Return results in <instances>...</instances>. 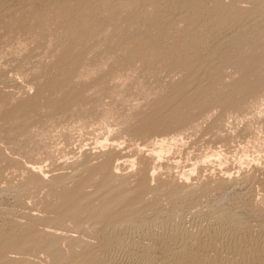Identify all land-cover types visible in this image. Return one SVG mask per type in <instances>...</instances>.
<instances>
[{"label":"rangeland","instance_id":"rangeland-1","mask_svg":"<svg viewBox=\"0 0 264 264\" xmlns=\"http://www.w3.org/2000/svg\"><path fill=\"white\" fill-rule=\"evenodd\" d=\"M194 261L264 264V0H0V264Z\"/></svg>","mask_w":264,"mask_h":264},{"label":"bare ground","instance_id":"bare-ground-1","mask_svg":"<svg viewBox=\"0 0 264 264\" xmlns=\"http://www.w3.org/2000/svg\"><path fill=\"white\" fill-rule=\"evenodd\" d=\"M159 145H161V144H159ZM163 147H165V146H163ZM223 217H224V216H223ZM106 228H107V227H106ZM107 230H108V228H107ZM104 231H105V230H104ZM152 234H153V233H152ZM218 234H219V233H218ZM217 242H218V241H217ZM242 242H243V241H242ZM242 242H241V243H242ZM258 242H259V241H258ZM207 243H208V242H207ZM220 243H221V242H220ZM241 243H240V248H241L240 250L242 251V248H244V244H245V243H244V242H243L244 244L242 243V244H243V247H241ZM246 243H247V242H246ZM256 243H257V242H256ZM256 243H254V244L256 245ZM187 244H188V243H187ZM191 244H192V243H191ZM152 245H153V244H152ZM189 245H190V244H189ZM207 245H209V244H207ZM234 245H236V244H234ZM246 245H247V244H246ZM184 246H185V245H184ZM237 246H238V244H237ZM252 246H253V245H252ZM252 246H251L250 248H252ZM257 246H259V245L257 244ZM257 246H256V248H257ZM260 246H261V245H260ZM181 247H182V246H181ZM216 247H217V246H216ZM234 247H235V246H234ZM248 247H249V245H248ZM248 247H247V248H248ZM254 247H255V246H254ZM214 248H215V247H214ZM217 248H218V247H217ZM256 248H254V249H256ZM258 248H259V247H258ZM212 249H213V248H212ZM215 249H216V248H215ZM235 249H236V247H235ZM244 249H245V248H244ZM261 249H262V248H261ZM193 250H194V249H193ZM259 250H260V249H259ZM189 251H190V249H189L188 247H183L182 250H181V255H182L183 257H186V258H187L188 255H189ZM214 251H216V250H214ZM235 251H236V250H235ZM243 251H245V250H243ZM246 251H247V250H246ZM250 251H251V250H250ZM254 251H255V250H254ZM260 251H261V250H260ZM174 252H175V251H174ZM216 252H217V251H216ZM231 252H232V251H231ZM248 252H249V251H248ZM257 252H258V251H257ZM257 252H256V254H257ZM178 253H179V252H178ZM192 253H194V252H192ZM192 253H191V254H192ZM219 253H220V251H219ZM232 253L235 254L234 251H233ZM241 253H242V252H241ZM176 254H177V253H176ZM202 254H203V253H202ZM244 254H245V253H244ZM244 254H243V255H244ZM181 255H180V257H181ZM192 255H193V254H192ZM246 255H247V254H246ZM196 256H198V255H196ZM196 256H194V257H196ZM229 256H230V255H229ZM252 256H253V254H252ZM254 256H255V255H254ZM203 257H204V256H203ZM238 257L241 258L242 256H238ZM192 258H193V257H192ZM197 258H198V257H197ZM210 258H211V257H210ZM216 258H217V257H216ZM216 258H215V260H216ZM237 259H238V258H237ZM237 259H236V260H237ZM193 260H195V259H193ZM207 260H208V259H207ZM238 260H239V259H238ZM242 260H243V259H242ZM242 260H241V261H242ZM259 260H260V259H259ZM186 261L188 262L189 260H186ZM191 261H192V259H191ZM197 261H198V259H197ZM205 261H206V260H205ZM233 261H235V260L233 259ZM192 262H193V261H192ZM194 262H195V261H194ZM200 262H201V261H200ZM246 262H248V261H246ZM257 262H258V261H257ZM183 263H184V262H183ZM183 263H182V264H183ZM189 263H190V262H189ZM195 263H196V262H195ZM203 263H204V261H203ZM235 263H236V262H235ZM248 263H249V262H248ZM258 263H259V262H258ZM196 264H197V263H196ZM200 264H202V262H201ZM231 264H232V263H231ZM233 264H234V263H233ZM238 264H239V263H238ZM241 264H242V262H241ZM243 264H245V263H243ZM255 264H256V262H255Z\"/></svg>","mask_w":264,"mask_h":264}]
</instances>
